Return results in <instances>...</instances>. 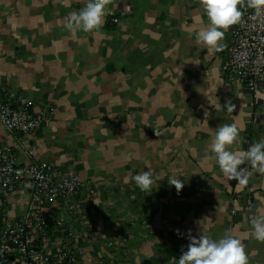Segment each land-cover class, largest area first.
Returning <instances> with one entry per match:
<instances>
[{
    "label": "crops",
    "instance_id": "0c3cea01",
    "mask_svg": "<svg viewBox=\"0 0 264 264\" xmlns=\"http://www.w3.org/2000/svg\"><path fill=\"white\" fill-rule=\"evenodd\" d=\"M86 3L0 0V86L36 112L55 109L26 144L84 182L81 209H47L79 236L80 264H178L189 230L213 239L230 231L249 264H264L250 222L264 214V174L247 166L241 186L211 152L224 124L243 129L237 152L264 140V87L254 95L223 75L231 26L219 50L204 49L195 40L208 23L199 0H112L100 30L73 36L66 17ZM4 146L26 160L20 137L0 123ZM145 171L158 174L149 194L133 180ZM29 202L27 186L0 194L12 218Z\"/></svg>",
    "mask_w": 264,
    "mask_h": 264
},
{
    "label": "built area",
    "instance_id": "2783aa9c",
    "mask_svg": "<svg viewBox=\"0 0 264 264\" xmlns=\"http://www.w3.org/2000/svg\"><path fill=\"white\" fill-rule=\"evenodd\" d=\"M241 10V21L231 26L223 75L257 95L264 87V14L257 16L246 3ZM54 114L53 107L34 111L23 96L12 98L8 88L0 86V123L20 137L27 157L22 162L12 147H0V194L30 188L29 206L21 216L12 218L0 210V264H80L79 236L65 230L63 221L54 220L47 209L54 204L81 209L84 182L74 172L42 160L26 144V137ZM94 193L91 188L89 194ZM87 236L91 240L99 237Z\"/></svg>",
    "mask_w": 264,
    "mask_h": 264
},
{
    "label": "clouds",
    "instance_id": "9594fccd",
    "mask_svg": "<svg viewBox=\"0 0 264 264\" xmlns=\"http://www.w3.org/2000/svg\"><path fill=\"white\" fill-rule=\"evenodd\" d=\"M112 0H87L86 6L78 12L73 11L66 17L64 28L73 36L78 32L91 33L100 30L106 17L111 14L109 5ZM207 16V26L195 33V40L204 49L219 50L225 31L241 21L242 8L247 4L257 16L264 14V0H199ZM233 111L232 107L228 108ZM207 115V114H206ZM242 128L235 123L216 128L211 142V152L223 175L236 180L239 185H247L250 179L247 166L264 174V140H259L245 151H235L233 146L240 141ZM244 165L245 167H242ZM158 174L145 171L133 177L140 191L151 193L157 186ZM169 183L179 190L183 185L180 179L172 178ZM251 235L264 242V214L251 218ZM178 235H183L177 230ZM187 250L182 251L178 264H249L244 243L232 233L226 232L219 239H213L201 231L198 236L189 234Z\"/></svg>",
    "mask_w": 264,
    "mask_h": 264
}]
</instances>
